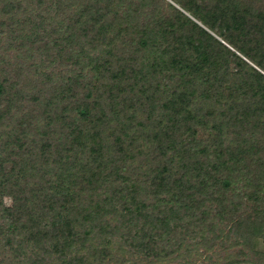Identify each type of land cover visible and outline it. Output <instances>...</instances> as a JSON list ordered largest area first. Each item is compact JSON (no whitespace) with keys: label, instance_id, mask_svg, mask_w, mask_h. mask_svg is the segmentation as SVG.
<instances>
[{"label":"trees","instance_id":"obj_1","mask_svg":"<svg viewBox=\"0 0 264 264\" xmlns=\"http://www.w3.org/2000/svg\"><path fill=\"white\" fill-rule=\"evenodd\" d=\"M116 1V5L121 3L133 8V11H128H132V13L126 12L124 20H122V15L117 16V6L112 9L113 4L108 0H0V240L3 238L6 244L10 243L15 239V235L19 233L21 235L24 231H31L30 237L35 240H52V249L58 255L56 260H51L49 264H95L97 253L93 254L92 251L96 249V245L92 247L95 243L93 241L95 227L98 226L100 234L108 233V228L112 223L106 220L104 214L107 216L113 213L108 210L110 207L107 203H109V199L114 201L119 194L125 201L123 219L129 217L125 222H132L136 229L134 238L139 239L142 247L149 248L150 246V241L146 242L148 239L146 231H151V228H147L145 231L144 225L141 224L142 221L139 227L136 226L140 218L147 221L144 216H140L141 203L139 192L137 193L135 189L136 186L127 188L120 185V183H116V180L119 182L124 180V171L127 169L126 164L121 161L118 166L116 165L117 167H114L116 180L109 184L111 190L109 197L105 196L103 199L90 198L88 203L86 202L84 205L85 200L82 198L84 194H80L81 185L85 181H87L86 183H97L95 178L99 167L92 168L90 160L84 161V163L80 162L75 153L71 154L72 159H64L63 156H67L69 151L73 153L74 149L78 147L81 143L78 138L82 137L83 134L81 133L84 129V126L76 120H66V113H70V111H73V116L76 119H89V124L93 123L94 127L88 130L89 133L85 136L90 137L89 139L98 143L99 146H103L102 141L105 137L101 135L100 126L115 133V129L112 130L111 128L114 127L113 125H120L116 127L120 135L114 134V142L119 144L118 148H126L125 150H128L130 145L137 142L146 145L154 140L152 137L159 138L158 135L162 134L161 131H154L150 134L143 129L140 131L129 130L128 123L132 122L131 115L126 114L125 111L123 114L120 112L121 110H116L117 104H113L110 108L112 113L109 117L106 114L104 115L103 110L100 109L92 112V108L99 105L100 98L101 100L108 98L107 102L111 105L116 101V98L111 95L115 92L122 93L124 91L121 85V80H124L123 74L120 75V72L124 71V66L122 65L119 70L115 69L118 68L116 63H119V61L125 62V54L128 53L126 48H143L146 52H150L153 49L151 48L153 42L158 39L159 35L168 36L169 34V32L165 33L159 29L151 32L150 27L140 31L137 30L139 26L135 23V19L140 20L143 14L146 15L148 11L151 12L155 9L154 4L149 0ZM193 1L196 2V0ZM239 1L207 0V4L208 2L211 3L212 9L215 11V19L219 20L220 18L224 27H232L238 22L249 33H254L259 41L260 53L264 54V18L260 16L261 13H264V3L256 7H248L247 4L242 7V3ZM204 2L202 0V2L197 3L203 4ZM171 8H173L171 10L172 19L177 24L188 25L193 31L191 33L197 37L195 40H200L197 41L200 44L195 48H202L198 51L203 58L199 66L186 63V58L183 57L182 61L185 68L190 67L191 72L200 75L201 78L206 76V81L222 79L223 72L221 69L228 67V57H238L236 51L215 40L213 34L202 27L193 17L184 16L180 10L173 6ZM109 14H112L113 17H109ZM107 31H110L111 36L108 39V48L104 50L105 59L102 60L99 56L94 58V63L98 62L94 68L99 71L94 72L93 75L95 76L92 77L94 80L105 81L107 89L104 90V93H107L106 96L103 93L98 94L97 86L95 87L96 90L88 89L83 99L75 98L73 97L74 94L69 93L68 82L62 88H58L60 84L49 86L46 80L49 76H44L48 74V71L45 72L44 69L55 67L61 61H65L71 67L79 65L83 61V57L88 58L91 49L103 44L102 40L106 38ZM170 37L175 40L172 31H170ZM205 37V41H207L203 46L201 40ZM164 39H168V37ZM208 39L211 40L209 46ZM190 41L188 40V43ZM154 44L156 45V43ZM119 46H122L120 51ZM173 46L178 49V54L186 50V46L183 45L182 41L173 43ZM205 63L212 67L208 73L204 72L206 75L203 76L199 74V70L201 72L204 70ZM241 63L245 66V71H242L244 68L240 69V72L235 70L240 77L248 71V68L249 70L252 69L250 66L247 67L245 60ZM193 68L198 70H192ZM118 71L119 74L116 73ZM256 73L258 76H264L259 71H256ZM72 77L70 76V78ZM183 82L185 90L177 89L178 94L173 93L167 100L168 102L165 103L168 107L171 106L174 113L177 106H184L182 102L185 100L188 106L187 98L190 95L189 90L192 86L186 80H183ZM258 84L255 86L248 83L245 88L235 84L233 91L235 98L241 99L238 95H246L248 92L246 88L249 85L253 89L252 92L259 93L258 91L261 90L257 87ZM133 88L135 87L132 86ZM91 94H94L92 98ZM260 94L263 96L264 92ZM29 106L32 109L34 107V109H26ZM163 106L167 107L164 104ZM36 107L41 109V113L44 115L43 120H46L43 125H40L41 129L37 123L40 121V116L35 113ZM59 107L60 112L56 114ZM129 109L130 107L126 110ZM180 110L181 108L176 110V114L180 115L176 119L179 120L177 122L179 126H188L189 121L198 116L196 111L193 112L195 114L189 112L187 116L181 115ZM136 112L137 110H135ZM55 117H57L56 120L60 127L65 126L69 129L67 135H72L70 140L60 137L61 135L57 134L55 128L52 130L54 125L52 121L55 120ZM174 124L176 123L174 122ZM48 129L51 131L47 132ZM186 130H189V128H186ZM173 132L175 130L166 129L162 135H165L164 137H167V139L174 140ZM182 132H179V134ZM125 139H128V141L122 147L121 145ZM165 145L168 146V149L164 152L161 151L165 158L164 160L157 159V165L154 169L161 180L151 186L153 196H160L154 201L156 203L163 202L164 209L159 210L156 216H152V219H148L153 221L152 228L156 226L154 233L151 235H155L156 229L159 228L154 221L164 224L165 218L175 216L173 214L176 212L180 214V216H177L178 219L187 215L192 217L194 214L196 215V210L201 213V217L208 212V209L198 208L202 207L203 201L208 200V197L213 196L214 199L223 203L220 197L224 198L225 193H221L219 197L218 189L223 192L227 190L231 192L230 197H228L230 207V202L234 203L232 200H235L236 203L243 201L246 203L245 198L247 197L248 202L253 204L251 216L254 217L257 214L259 210L257 205L264 198L263 165L259 168H247L248 162L241 161L240 152L237 148L230 145H221L219 146L220 150L212 158L209 159V156L206 160L197 158L193 163V167L190 168V171L193 170V176L200 177L198 179L202 182L196 188L185 184L186 176L183 172L181 175H176L178 173L177 169H180L182 165H180L181 161L179 159L185 155L177 152L176 144L171 145L168 142ZM32 146H35V148L33 149ZM133 147L136 148V145H133ZM60 149L63 151V153H60L62 157L52 159L54 164L48 167L49 157L45 153H50V151L56 153ZM101 149L106 150L107 147H101ZM108 152L110 153L111 149ZM27 153H33L35 156L40 154L39 158H43V163L46 166V168H42L41 173L44 174L52 170V175H55V181L48 186L49 189H46L45 192L33 188L29 194H24L23 178L27 173L32 174L34 159L30 155L24 157ZM80 171H86L89 176H80ZM46 181H49V178L44 182ZM116 184L124 189L126 188L128 194H121L119 188L115 186ZM92 189L99 192L97 187ZM194 190H197V193ZM164 193L166 195L163 196ZM4 194L12 195V206L3 204L2 196ZM174 200H177V202L170 207V215H164L165 217L161 218L166 212L165 207ZM237 211H233L232 215L235 216ZM42 214L49 216L47 223L44 217L41 216ZM232 215L227 220L230 229H227L226 232L221 229L217 234L218 239L229 240L231 237L229 233L234 229L231 226L235 224ZM85 220L87 228L82 230L81 233L85 236L92 233V237H89L92 241L90 246L85 243L86 237L75 232L76 227L83 224ZM238 221L239 218L236 222L238 223ZM117 226L114 225V228ZM208 227L211 228V226ZM246 227L248 228V226ZM44 232L49 235L46 236L47 234ZM74 240L77 241L74 242ZM79 243L78 248H85V251L75 250L67 257L66 249L68 250L70 245Z\"/></svg>","mask_w":264,"mask_h":264},{"label":"rangeland","instance_id":"obj_2","mask_svg":"<svg viewBox=\"0 0 264 264\" xmlns=\"http://www.w3.org/2000/svg\"><path fill=\"white\" fill-rule=\"evenodd\" d=\"M108 1L113 4L114 7L112 6V9L117 6L116 14L117 16L122 15V20H124L126 12L129 10L133 11V8L129 6V9L126 4L118 3L116 5V0ZM149 1L154 4L155 9L151 12L148 11L146 15L143 14L140 20L135 19V23L139 26L137 30L140 31L150 27L152 32L159 29L165 33L169 32L168 36L163 35L168 37V39H164L165 37L159 35L158 39L153 42V47H151L153 49L150 52H146L143 48L135 49L133 47L131 49L127 47L128 53L125 54V62L119 61V63H116L118 68L115 69L119 70L122 65L124 66V71L120 72V75L123 74L124 80H121V85L124 91L122 93L115 92L111 95L116 98V101L111 105L107 102L108 98H103L102 100L100 98V101L98 100L99 105L92 108V112L100 109L101 111L103 110L104 115L106 114L109 117L112 113L110 108L113 104H117L116 110H121L120 112L123 114L125 111L126 114L131 115L132 122L128 123L129 130L140 131L143 129L150 134L154 131H161L163 134L166 129L175 130L173 132L174 140L167 139V137H164L165 135L160 134L158 135L159 138L155 137V139L152 137L154 140L146 145H141L139 142L136 143V140V144H133L136 145V148L130 145L129 149L125 150L126 148H118L119 144L114 142V134L120 135L118 128H116L120 125H113L114 127L111 128L112 130L115 129V133L100 126L101 135L105 137L102 141L103 146H99L98 143L89 139L90 137L85 136L89 133L88 130L94 127L93 123L90 125L89 119H76L73 116V111L66 113L67 121L76 120L84 126V129L81 133L83 134L82 137L78 138L81 143L74 149V152L72 151L73 153L69 151L67 156L63 155L64 159H72L73 156L71 154L75 153L80 162L84 163V161L90 160L92 168L99 167L95 178L97 183H86L87 181L84 180L85 182L81 185L80 194H84V197H82L85 200L84 205L86 202L88 203L90 198L103 199V197L111 195L109 184L116 180L114 167H117L123 161L127 166L124 171L125 178L122 182L116 180V183H120V185L127 188L136 186L135 189L137 193L139 192L141 203L140 216H144L147 219L145 221L144 218H140L136 226L139 227L143 224L145 231L147 228H151V231H146L148 233L146 242L150 241V246L149 248L142 247L139 239L137 237L134 238L136 229L132 222H125L129 217L123 219L122 214L125 213L124 198H121L119 194L118 197L115 196L116 199L114 201L109 199L107 204L110 205H108L110 209L108 210H111L113 214L107 216L104 214V216L112 224L106 234H100L98 226L95 227L96 230H94L93 235L95 243L93 242L94 244L92 245V247L96 245V249L92 250L93 254L97 253L95 264H264V198L257 205L259 210L253 217L251 216L253 204L248 202L247 197L245 198L246 203L244 201L236 203L235 200H232L234 203L230 202L231 208L228 204V197H230L231 192L229 190L223 192L218 189L219 197L221 193H225L224 198L220 197L223 203L214 199L213 196L208 197V200L203 201L201 208L197 207L198 209H208V212L204 215L200 217L201 213L196 210V215L194 214L192 217L187 215L178 219L177 216H180V214L176 212L173 214L175 216L165 218L164 224L154 221L159 228L156 229L155 235H151L154 233L156 226L152 228L153 221L148 219H152V216H156L159 210L164 209L163 202L156 203L154 201L160 196L154 197L152 194L153 189L151 186L161 180L154 169L157 165V159L164 160L165 157L161 151L164 152L168 149V146L165 145L168 142L171 145L176 144L177 152L185 155L179 159L181 161L180 165H182L180 169H177L178 173L176 175H181L183 172L186 180H188L186 183V180L184 181L183 179L186 185H192L197 188L202 184L198 179L200 177L193 176V170L190 171V168L193 167V163L197 158H203L204 160L208 156L209 159L212 158L220 150L219 146L221 145H230L237 148L240 152L241 161L248 162L247 168H259V166L263 165L262 169L264 172V95L260 94L264 92V76H258L256 73V71H259L264 74V54L260 53L259 41L254 33H249L238 22L232 27H224L220 18L219 20L215 19V11L212 9L210 2L207 4V0H204L203 4H198L202 0H196L195 3L193 0ZM239 2L242 3V7H245L246 4L248 7H256L261 6L264 0H240ZM171 6L180 10L184 16L193 17L202 27L213 34L215 40L226 44L229 48L236 51L238 57H228V67L221 69L223 72L222 79L206 81L204 72L208 73L212 67L206 63L204 70L202 72L199 70V74L204 76L202 78L200 75L191 72L190 67L185 68V64L182 61L183 57L186 58V63L199 66L203 58L198 51L202 50V48H195V46L200 44L197 42L200 40H195L197 37L191 33L193 31L188 25L177 24L172 19L171 10L173 8ZM132 11L128 13L130 14ZM112 13L114 12L112 11ZM260 16L264 18V13H261ZM109 17H113V15L109 14ZM170 31L173 32L175 40L170 37ZM109 36H111V33L107 31L106 38L102 40L103 44L91 49L88 58L83 57V61L79 65L71 67L65 61H61L55 67L44 69L45 72L48 71V74L44 76H49H47V79L45 78L49 86L60 84L58 88H62L68 82L69 93L74 94L73 97L75 98L83 99L90 88L93 90L97 89L99 95L103 93L106 96L107 93H104V90L107 89L105 81L94 80L92 77L95 76L93 75L94 72L99 71L94 68L95 64L98 63H94V58L99 56L100 59H105L104 50L108 48ZM205 39L206 37L201 40L203 46L207 41ZM188 40H191L190 43H188ZM180 41L186 46V50L180 51L182 53L178 54L177 52L179 51L174 48L173 43ZM209 41L211 40L208 39V46L210 45ZM119 48V51L122 50V46H119ZM243 59L247 62V67L250 66L252 69L249 70L248 68V71L240 77L235 70L240 72L239 70L245 67L241 63L244 61ZM245 69L242 71L244 72ZM192 70L198 69L193 68ZM116 73L119 74V71ZM70 76L73 77L70 78ZM195 76L197 77L195 78ZM183 80H186L189 84L191 83L192 86L190 87L191 89L189 88L190 95L187 98L189 108L185 100L182 102L184 106H177L174 113L171 106L168 107L165 103L168 102L167 100L173 93L175 95L178 94L177 89L185 90ZM248 83H252L255 86L259 83L257 87L261 91L255 94L249 85L246 88L247 94L238 95L241 99H236L233 92L235 84L245 88ZM132 86L135 88L132 89ZM93 96L94 94H91V98ZM163 104L168 108L164 107ZM129 107L130 109L127 111L126 109ZM178 108H181V115L187 116L189 112L193 113L196 111L198 116L191 119L188 126H179V123H177L179 120H176L180 116L176 114ZM26 109L33 110L34 107L32 109L29 106ZM135 110H137L136 113ZM59 112L60 107L56 114ZM35 113L40 116V121L37 123L41 129L40 125H43L46 120H43L44 115L41 113L40 108L36 107ZM56 118L52 121L54 124L52 130L55 128L58 132L57 134L61 135L60 137L70 140L72 135H67L69 129L65 126L60 127ZM186 128H189V130H186ZM50 131L48 129L47 132ZM181 131H183V134H179ZM127 141L128 139H125L121 146H125ZM96 147L97 149H95ZM101 147H107V149H101ZM32 148L34 149L35 146H32ZM110 149L111 152L109 153L108 150ZM60 153H63L61 149L56 153L52 151L45 153L49 157L48 167L54 164L52 159L62 157ZM130 153L132 154L129 155ZM29 155L34 158L33 172L32 174L27 173L24 175V194H29L33 188L45 192L46 189H49L48 186L55 181V175H52V170L44 174L41 173L42 168H46V166L43 163V158H39L40 154L35 156L33 153H27L24 157ZM79 174L84 177L89 176L86 171H80ZM262 177L264 178V174H262ZM48 178L49 181L44 182ZM115 186L119 188L121 194H128L126 188L124 189L117 184ZM94 187H97L100 193L95 189L93 190L92 188ZM194 191L197 193V190ZM89 193L92 195L90 196ZM164 195L166 194L164 193ZM2 202L6 206H12V195L4 194ZM175 202L177 200L171 201L165 207L166 212L161 218L164 215H170L169 209L176 204ZM232 210H238L235 216L232 215ZM231 215L234 216L233 219L235 221V224L231 226L234 229L229 233L231 237L229 240L218 239L217 234L221 229L223 232L230 229V224L227 220H229ZM41 216L44 217L47 223L49 216L47 214H42ZM238 218L239 221L237 223L236 220ZM114 225L118 226L114 228ZM208 226H211V228ZM86 228L85 220L83 224L76 227L75 232L86 237L85 243L90 246L92 241L89 237H92V233L86 236L81 233ZM112 228L114 229L112 230ZM47 232H44L47 234L46 236L49 235ZM30 233L31 231H24L21 235L19 233L15 235L13 241L7 244L1 238L0 264H49L51 260H56L58 253L52 249V240H35L30 237ZM128 234L130 235L128 236ZM101 237L102 239H100ZM76 241L74 240V242ZM79 245L80 243L70 245L69 249H66L67 257L74 253L75 250L85 251V248H78Z\"/></svg>","mask_w":264,"mask_h":264}]
</instances>
